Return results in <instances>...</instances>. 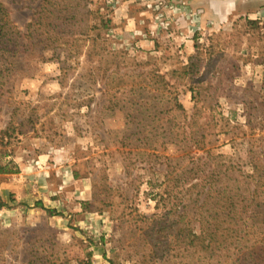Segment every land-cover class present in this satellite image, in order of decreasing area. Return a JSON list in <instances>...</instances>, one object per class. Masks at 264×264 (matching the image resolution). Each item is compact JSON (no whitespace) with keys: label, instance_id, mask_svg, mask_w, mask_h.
<instances>
[{"label":"rangeland","instance_id":"rangeland-1","mask_svg":"<svg viewBox=\"0 0 264 264\" xmlns=\"http://www.w3.org/2000/svg\"><path fill=\"white\" fill-rule=\"evenodd\" d=\"M0 2L24 32L41 0ZM87 3L111 20L100 40L118 59L49 51L19 60L0 88L1 162L20 170L0 175V187L20 174L45 187L38 205L0 190V264H264V0ZM198 53L206 111L192 119L188 83L171 79L160 93L154 73L170 79ZM173 95L186 114L171 110ZM198 166L203 187L237 204L239 231L213 251L174 245L169 219L154 221V186Z\"/></svg>","mask_w":264,"mask_h":264},{"label":"trees","instance_id":"trees-1","mask_svg":"<svg viewBox=\"0 0 264 264\" xmlns=\"http://www.w3.org/2000/svg\"><path fill=\"white\" fill-rule=\"evenodd\" d=\"M87 2L88 0H41L24 32L18 29L11 19L10 11L0 2V88L19 71V60L45 61V54L49 51L56 57L63 53L68 61L74 58L79 60L83 54L87 61L95 62V59H98L102 64L105 56L118 59L119 53L108 51L104 47L105 41L103 43L100 40V32L109 28L111 20L100 8L91 9ZM200 56L198 53L191 57L189 64L181 71H172L170 79L154 73V87H157V91L162 88L170 90L173 87L171 79L188 83L194 102L192 119L201 117L206 111L202 82L198 79L201 69ZM62 72L67 76V69L62 68ZM169 103L172 111L186 114L178 96L173 95ZM190 130V149H203V137L195 138L197 133L192 131V128ZM6 133L0 132V135ZM8 144L4 142V138H0V175L17 174L20 171L12 162H1L5 157L2 148ZM217 159L223 160V157L219 155ZM222 168L225 169L219 170L218 174L226 176L229 169L226 165H222ZM202 173L201 167H194L190 170L189 180H186V175H177L174 178L167 176L161 185L154 186L156 209L162 211L161 215H154V221L158 218L161 221L160 217L169 219L171 230L177 232L174 245L183 243L187 244L189 249L213 251L221 248L220 238L225 241L233 232L239 231V228L235 229L237 223L233 222L234 214L238 211L235 198L225 188L215 187L213 182L211 187L202 186ZM186 183H189V186H184ZM209 199L210 208L205 204ZM215 199L217 202H211ZM4 206L0 203V209ZM167 207L169 208L166 209ZM246 208L244 207V211Z\"/></svg>","mask_w":264,"mask_h":264},{"label":"crops","instance_id":"crops-1","mask_svg":"<svg viewBox=\"0 0 264 264\" xmlns=\"http://www.w3.org/2000/svg\"><path fill=\"white\" fill-rule=\"evenodd\" d=\"M24 176L20 174V177L12 178L9 181H6L0 187L2 195L7 198L10 193H14L16 196V200L18 203H30L36 202L37 205L40 203L38 202V195H35V190L37 194L40 193L44 195L45 187H26Z\"/></svg>","mask_w":264,"mask_h":264}]
</instances>
